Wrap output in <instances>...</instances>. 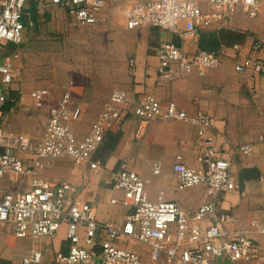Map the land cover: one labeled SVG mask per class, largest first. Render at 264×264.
<instances>
[{
  "label": "built area",
  "instance_id": "2783aa9c",
  "mask_svg": "<svg viewBox=\"0 0 264 264\" xmlns=\"http://www.w3.org/2000/svg\"><path fill=\"white\" fill-rule=\"evenodd\" d=\"M27 0H0V45L22 43L23 7ZM57 5L66 10L71 22L88 26L102 22L104 0H34ZM258 0H137L123 10L124 26H155L176 34L181 39L192 36L198 29L220 23L237 11L256 16ZM262 43L256 42L253 48ZM157 75L176 77L191 72L203 75L207 69L221 63L219 51L198 49L187 53L168 41H161L156 49ZM19 53L12 51L0 58V116L1 106L9 98L12 85L18 80ZM132 64L133 60H129ZM236 72L257 75L264 70V61L251 56L236 59ZM72 81L61 84L57 93L36 87L29 92L31 105H48L42 133L33 137L23 131H12L0 124V224L8 225L12 233L27 236H52L62 222L66 223L69 240L67 254L56 253L60 264H141L142 257L135 250L116 245L124 236L147 247V258L161 264H236L256 256L255 234H264V223L256 219L241 229L228 231L225 225L234 222L231 212L217 209L218 195L235 188V179L227 158L216 145L207 114L197 110L188 114L169 99L162 105L152 94L135 98L126 110V91L111 88L101 104L87 133L78 136L73 123L80 117V107L71 93ZM126 114L135 121L134 140H141L150 122L156 119L185 121L196 127L202 138L197 155L199 166L188 167L176 156L171 171L176 182L173 191L203 186L204 200L195 208L186 209L178 202L164 199L162 190L150 199L144 180L122 162L111 172L105 184L120 192V198H110L126 211L120 225L100 223L90 203L79 200L76 188L67 181H48L39 171L54 160L69 159L80 168L97 169L100 160L96 150L107 131L119 126ZM264 153V138L258 136ZM252 143L238 144L233 152L243 156L252 153ZM151 172L160 174V163L154 161ZM207 221L206 225H202ZM80 230L82 233L80 234ZM98 245V248L96 246ZM41 253L32 250L20 264L39 262Z\"/></svg>",
  "mask_w": 264,
  "mask_h": 264
},
{
  "label": "crops",
  "instance_id": "0c3cea01",
  "mask_svg": "<svg viewBox=\"0 0 264 264\" xmlns=\"http://www.w3.org/2000/svg\"><path fill=\"white\" fill-rule=\"evenodd\" d=\"M258 1L257 14L263 4ZM104 2L106 4V0ZM246 17L249 16L237 11L226 20L198 29L192 36L181 39L176 34L155 26L128 29L124 26L122 15V20L103 33L105 37L110 34V37L117 39L118 54L116 58L113 57V61H118L119 69H114L112 76L111 47L106 45L102 53L107 59V70H104L106 75L103 74L102 82L95 81L92 86H88L90 84L87 85L86 82L75 83L68 79L72 81L71 93L80 110L88 102L102 104L111 88L118 86L127 93V111L131 109V102L135 98L152 94L162 105L166 100L172 99L178 108L188 114H194L197 110L207 114L211 120V129L207 131L214 134L216 145L222 154L231 159L230 169L235 179V188L219 194L217 202L220 212H231L234 216V222L225 225L228 231L244 228L252 219L264 223V153L258 142V136L264 138V70L251 75L246 71L236 72L233 69L234 61L245 56L264 61V39L263 44L254 49L247 33L239 28L242 25L241 18ZM102 18L101 23L104 24L105 17ZM22 22V43L0 45V58L15 50L19 53V61L31 63L37 53L44 55L47 52L52 36L66 33L74 25L65 9L34 0L26 1ZM161 41L171 42L187 53H194L198 49H215L220 52L221 63L215 68L207 69L203 75L191 72L176 77L158 76L155 49ZM130 59L133 60L132 64L129 63ZM31 69L34 68L27 65L22 72L19 70V78L12 85V91L16 95L14 106L27 100L30 106L21 105L26 110L33 108L28 95L32 89L45 87L52 93H57L55 90H58V80L35 76ZM50 102L46 100L37 109V113L44 116L43 125ZM2 116L1 114L0 124L10 129L4 125ZM134 126V119L126 114L119 126L106 132L102 144L95 152L101 162L97 169L76 167L69 159H58L41 169L39 176L48 181L69 182L76 188L77 198L91 204L98 222L114 226L121 224L126 208L110 202V198H120L121 194L104 182L111 172L118 170L124 160L127 168L142 177L150 199H154L156 191L162 190L164 199L176 201L186 209L195 208L203 202V186L189 187L198 188L195 195H189L185 189L173 191L176 179L171 171L176 156L188 167L199 166L197 155L202 138L197 135L196 127L185 121L156 119L148 124L143 138L137 141L133 138ZM242 143L253 144L250 155L243 156L233 152V148ZM154 161L160 163L158 175L151 172ZM193 196H198L197 200L189 202V198ZM206 224L207 221L202 223ZM254 239L257 243L255 258L237 261L236 264H264V234H255ZM115 243L119 247L132 249L134 241L119 236ZM68 248L65 222L60 224L52 236L23 238L16 237L10 226L0 224V264H20L22 258L27 257L32 250L41 253L39 262L32 264H60L55 261L54 256L58 252L67 254ZM218 263L221 264L220 261Z\"/></svg>",
  "mask_w": 264,
  "mask_h": 264
},
{
  "label": "rangeland",
  "instance_id": "374dc122",
  "mask_svg": "<svg viewBox=\"0 0 264 264\" xmlns=\"http://www.w3.org/2000/svg\"><path fill=\"white\" fill-rule=\"evenodd\" d=\"M133 1L106 0L102 15L105 17L104 24L88 26L71 25L66 33L51 37L52 43L48 46L47 52L44 55L37 53L35 59L27 64L22 60L18 61L17 64L21 72L25 66L31 65L34 68L31 70H33L35 76L58 80V89L68 79L73 80L75 83L78 81L86 82L87 85L90 84L88 86H92L95 81L99 83L103 81L102 76L106 72L104 70H107V59L104 57L102 49L105 48L104 46L109 45L111 47V74L113 76L114 69H119L118 61L117 63L113 61V57L116 58L118 54L116 49L118 43L115 37H110V34L108 35L109 37H105L103 33L122 20L125 6ZM260 1L263 4L259 13L255 17L241 18L242 25L239 26L240 29L247 33L252 45L259 41L263 44L262 41L264 39V0ZM21 105L30 106L27 100H24ZM21 105H13L7 112L2 113V119L5 121L4 125L12 130H23L33 137H38L41 133L44 116L42 114L39 115L35 107L26 110ZM94 106L97 107L94 109ZM100 107V103L96 105L94 102H88L85 108L81 110L79 119L73 123L78 136L84 135L88 129L90 120ZM8 120H11V124L8 123ZM185 190L189 192V195H195L198 188H188ZM197 198L198 196L190 197L189 202H193ZM131 248L142 255V264H153L146 258L147 247L145 245L134 242Z\"/></svg>",
  "mask_w": 264,
  "mask_h": 264
},
{
  "label": "trees",
  "instance_id": "16d2710c",
  "mask_svg": "<svg viewBox=\"0 0 264 264\" xmlns=\"http://www.w3.org/2000/svg\"><path fill=\"white\" fill-rule=\"evenodd\" d=\"M202 50H209V49H202ZM211 51H215V49H210ZM9 98H14L16 100V95L13 91H10L9 93ZM14 105V101H6L2 106H1V111L7 112L12 106Z\"/></svg>",
  "mask_w": 264,
  "mask_h": 264
}]
</instances>
